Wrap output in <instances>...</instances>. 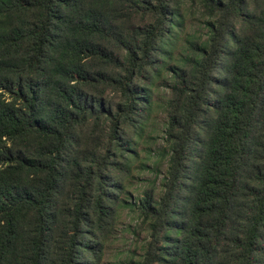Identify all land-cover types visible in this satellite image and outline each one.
<instances>
[{"label":"trees","instance_id":"16d2710c","mask_svg":"<svg viewBox=\"0 0 264 264\" xmlns=\"http://www.w3.org/2000/svg\"><path fill=\"white\" fill-rule=\"evenodd\" d=\"M125 206L124 264H264V0H0V264H101Z\"/></svg>","mask_w":264,"mask_h":264},{"label":"rangeland","instance_id":"374dc122","mask_svg":"<svg viewBox=\"0 0 264 264\" xmlns=\"http://www.w3.org/2000/svg\"><path fill=\"white\" fill-rule=\"evenodd\" d=\"M167 97L168 90L165 87L164 82H160L155 94V98L160 104H157L152 115L151 123L145 130L146 137L149 134L156 137L155 144L151 146V149L154 152H158L161 149L164 139L163 129L165 115L160 107ZM144 140L145 138L137 147L140 154V160L143 159L146 154L145 147L147 146V143ZM153 159L146 161L147 165H149L147 168L140 166L139 163L133 167L132 176L126 181L127 192L124 195L128 203L138 201L146 181L154 176H156L158 193H160L159 183L162 176L165 174L166 163L163 162L160 166L156 167L155 163H153ZM137 223L138 219L136 218L134 207L125 206L120 210L115 228L106 241L101 264H124L132 252L136 257H139L142 254L148 238V229L144 227L143 231L137 230Z\"/></svg>","mask_w":264,"mask_h":264}]
</instances>
